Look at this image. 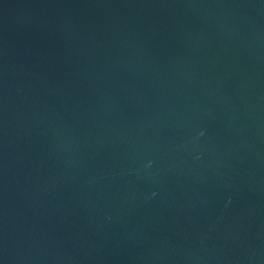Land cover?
Segmentation results:
<instances>
[{"label": "water", "instance_id": "95a60500", "mask_svg": "<svg viewBox=\"0 0 264 264\" xmlns=\"http://www.w3.org/2000/svg\"><path fill=\"white\" fill-rule=\"evenodd\" d=\"M0 264H264V0H0Z\"/></svg>", "mask_w": 264, "mask_h": 264}]
</instances>
